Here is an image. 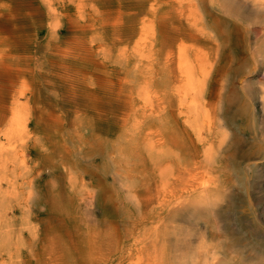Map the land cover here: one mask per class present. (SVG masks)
I'll return each instance as SVG.
<instances>
[{"label": "bare ground", "instance_id": "6f19581e", "mask_svg": "<svg viewBox=\"0 0 264 264\" xmlns=\"http://www.w3.org/2000/svg\"><path fill=\"white\" fill-rule=\"evenodd\" d=\"M228 117L264 128V0H0V264H222Z\"/></svg>", "mask_w": 264, "mask_h": 264}, {"label": "rangeland", "instance_id": "374dc122", "mask_svg": "<svg viewBox=\"0 0 264 264\" xmlns=\"http://www.w3.org/2000/svg\"><path fill=\"white\" fill-rule=\"evenodd\" d=\"M257 30H260L259 23L248 20L251 37L259 32ZM256 86V79L251 76L248 90L253 92ZM256 118L247 131L233 117L226 119L241 148L231 165L234 185L226 220L214 230L217 236L214 244L221 250L222 264H227L229 257L233 264H264V241L258 236L264 231V128L258 129L259 119ZM253 143L259 144L260 150L250 151ZM95 213L101 216L100 209L96 208ZM209 231L205 229L207 236Z\"/></svg>", "mask_w": 264, "mask_h": 264}]
</instances>
